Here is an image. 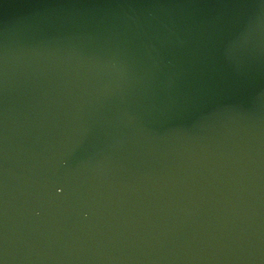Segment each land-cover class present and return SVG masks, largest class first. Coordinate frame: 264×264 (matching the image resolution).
I'll return each mask as SVG.
<instances>
[{"label": "water", "instance_id": "1", "mask_svg": "<svg viewBox=\"0 0 264 264\" xmlns=\"http://www.w3.org/2000/svg\"><path fill=\"white\" fill-rule=\"evenodd\" d=\"M0 209L23 264H264V0H0Z\"/></svg>", "mask_w": 264, "mask_h": 264}]
</instances>
